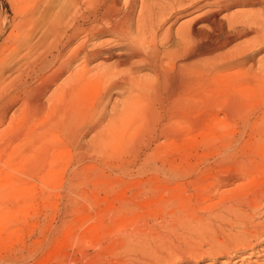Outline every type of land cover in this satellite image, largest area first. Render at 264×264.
Wrapping results in <instances>:
<instances>
[{
	"label": "bare ground",
	"instance_id": "6f19581e",
	"mask_svg": "<svg viewBox=\"0 0 264 264\" xmlns=\"http://www.w3.org/2000/svg\"><path fill=\"white\" fill-rule=\"evenodd\" d=\"M10 1L13 10V14H12L13 21L12 23H10V25H8L7 16L2 17V20L0 21V37L3 35V38L1 39L0 42V124H2L6 119L7 111L9 107L17 100H19L20 102V107L21 108L23 107V110L19 109L21 112L22 111L24 112V109L25 110L28 109L26 111H30V112L33 111V113L34 112L44 113V110L48 108L46 110V113H44L45 115H43V113L39 114L38 116H36V120L39 122L38 119H40V117L42 118L45 116L44 117L45 120L46 117H48L49 121H47L48 119L46 121L49 124V129L45 128V125L44 126L42 125V128L44 127L43 130L42 128L38 129L39 124L38 127L37 125L36 126L33 125L35 122L31 120L32 119L31 117H28V119L31 118L29 120L33 122V124L30 125L34 126L32 127L28 125L29 129L34 130L33 132L37 131L38 133L39 131H42L44 133L43 135L44 138L46 139L47 137L48 140L39 139V135H36L37 133L34 134L31 131V135L34 134L33 135L35 136L34 139H36L34 140L33 143V138L29 137L30 132L28 133L29 135H27V132L29 130L28 127L27 129L25 128L27 131L26 130L24 131V129L22 128V126L24 125H22V123H20L19 125L18 123V120L19 122L20 121L23 122L22 119L25 118V116L27 117V114L24 115L22 113L23 117L21 115L17 117L18 120L16 122L18 123V126H20V128H22L23 132L26 134L25 135L23 133L24 139L27 138L26 139L27 142H31V144L33 143L35 145L36 144L35 141L38 142V140H41L40 142L42 143L40 144L41 145L40 148L44 147L42 145L43 144L45 145V141L47 143V146H49L48 144H51L49 140L52 139L56 140L58 138V136L56 135L55 138L51 130H53L54 128L56 129L57 125L61 124V126L63 125L62 129L63 130L66 129L68 136L75 139L80 144V146L84 147L86 141L82 139L80 133L83 131L87 132L86 130L93 129L94 133L93 134L91 133L92 134L91 137H93V139L95 138L97 139V144L105 145L108 144V142H110L111 144L112 148L109 147L108 150L106 149L110 144H108L107 146L105 145L106 149L104 150H103L104 147L102 148L99 147L100 149H102V153H104V155L106 154L105 158L99 156V158L102 157L103 159H106V157L107 159L112 157L110 154H107L108 153L107 151H109V153L112 154L113 150H115L116 153L121 152L122 156L123 154L124 155L130 154L127 153L129 152L128 151L129 149L127 150L128 145L126 144L129 143V141L132 142V145L131 143L129 145L131 146L132 149H134L133 151L135 152L136 150L137 152V150L139 149H137L138 147L136 149L132 147L133 145L135 146L136 144H133L134 141H132V139H129L131 135L129 136L128 133L129 131H131V134L133 132L136 133V127L140 124L141 121H143V119H147V115L152 122L150 121L149 123L148 122L149 119H148L147 121L144 120V122H141L142 124H140L141 126L145 124V126L147 127V128L144 127V130L146 129V131L142 130L144 133L146 132L145 135H147L148 137V135L152 134L151 130L153 128L152 129L149 128L151 130H148L147 132V129L149 127L147 126L148 123L152 127L153 126L155 127L156 126L155 124L158 123L157 124L158 132L157 133L154 132L156 130L155 128L153 134H156V137L160 135L165 137L169 135L167 134L169 133L168 131L169 130L172 131L173 127L175 126V124L174 126L170 125L169 122L171 123L172 121V124L174 122L176 124L179 123L180 125V123L183 120L185 121V122L183 121V123H186V121L188 120L186 125L189 126L194 120H196L199 115H197L196 117L190 114V112L193 113L192 110H195L196 113H201V115L203 113L211 114L212 113L211 111H213L218 104L216 94L218 93L221 94L222 89H220V86L223 84L221 85L219 84L220 78L223 77L222 76L223 73L225 74L227 73L226 70H224L226 72L223 73L221 72L222 74L220 72H219L220 74L217 72L224 68L230 67L234 64L235 65L237 63L241 64L244 62H248L250 60L249 59L250 49L248 50L247 48H244V46L242 47L241 45H238L236 47H233L234 50H230V51L227 50L223 51V48L226 45H228L234 39L235 36L238 35L241 36V34L245 32V26L246 25L248 26L251 23L262 26V27L259 26L261 28V33L257 32V30L255 31L258 34V38L260 41L259 44H261L262 42H263L262 44H264V19H263L264 17L263 18L261 17L262 19L259 20L258 18L255 19L256 17L252 16L251 14L239 13V12L237 14L232 13L233 15H231L230 13L229 14L230 16L223 17L225 22H223L222 20L220 21V18L218 19L217 17L218 13L223 9H227L235 5L252 4L255 2H259V0H139V1L137 0H10ZM186 12L188 13L194 12L195 14L191 16V18L190 17L189 19L187 18L188 19L187 21L185 22L183 21V23H181L178 27H176V29L174 30L175 43L173 44L172 43L173 41L171 42L170 39L172 23L177 16L179 17V15H183ZM165 24L166 27L163 28ZM262 47H264V45H262ZM205 55L210 56V58L208 57L207 59L206 57V59H203V56ZM239 64L238 66H240ZM241 66L243 65L241 64ZM142 70H144V73ZM145 70L149 71V73L147 72L145 73ZM248 71H250V69H248ZM229 74L230 73H228V75ZM63 75H65L64 80L59 82V79ZM220 75L222 77H218ZM255 77L258 78L259 81H256L258 79L256 80L254 79V83L256 82V85H258L257 82H259V85H261L263 83V81H261L263 78L261 79L260 76L258 75H256ZM244 80L245 79H243V81ZM248 80L246 78L247 81V82L245 81L246 85L247 83L249 84L250 82V80L249 81ZM14 82L17 83L18 86L16 88L11 89L10 85H14L15 84ZM260 82L262 83L260 84ZM245 83L243 84L240 83L242 85L239 84V87L241 86L240 87L241 89L237 88L236 85L234 87V84L233 86H231V84H228L231 86V88L234 87L233 88L234 90L235 88H237L239 94L235 91L237 93L236 95L234 91L232 90L231 91L233 92V94L237 96V98L238 96L240 97V103H238L239 98L237 99L236 96L233 95L235 96L234 102L237 103L238 105H241V101L247 100L245 95H242L243 94L242 91L244 90L245 87L248 86V85L244 86ZM52 85H54L52 92L46 98L45 94ZM228 85L226 87L227 88L226 92L228 93V95H226L225 100L227 99V96H229V93L232 94L230 91V86L228 87ZM239 90L241 91V93ZM246 91L244 90V92ZM113 94L118 95L119 98H112L113 100H111ZM242 97H244L245 99L243 98L242 100ZM250 98L251 97H249L248 99ZM227 102L228 101L226 100L225 103ZM216 110L222 111L220 110V108L218 109V107L215 109V111ZM225 110L226 109H224V111ZM95 111H97L96 116L93 114V112ZM215 111H213V113H215L216 115ZM224 111H222L221 114L226 112ZM138 112L139 114H137ZM232 112L230 113L229 111L230 113L229 117L231 118H233ZM143 114L144 116L146 114L147 115L146 117H143L142 120H140L139 116H136ZM237 114L241 115V112L239 111V113ZM12 115L10 118H12ZM54 115L56 116V118ZM233 115L235 118L236 114H234V112ZM190 116H192V118ZM208 116L206 115L203 121L206 118H210V120L213 119V121L215 120L213 116H209V117ZM223 116H226V114ZM248 116L249 115H247V117ZM20 117H22V119ZM37 117L39 118L37 119ZM49 117L51 118V122ZM135 117H138L139 119H135ZM195 117L196 119H194ZM243 117L244 115H242V119H244ZM202 118L199 119L200 121L196 120V122L202 123ZM224 118L225 117L221 119L223 124L224 122L226 123V121H223L226 119ZM190 119H194V120H190ZM217 119L218 118H216L215 123L218 124L220 121ZM45 120L42 118L40 121H45ZM52 120L54 121V123L52 122ZM103 120H105V122ZM132 120H133L132 124L134 123L133 125L130 123ZM136 120H140L139 123L136 122ZM234 120L235 119H233L232 121L233 123L235 122ZM245 120L247 119H244L243 121ZM102 121L104 123L101 125ZM175 121H180V122H175ZM255 121L256 120L252 119V124L253 122L254 125H256V123L257 124L260 123ZM47 122L46 125H48ZM196 122L195 124H193L194 123L193 122L191 125H196ZM232 122L231 124L233 125ZM52 123L56 125L51 126ZM199 123L198 125L200 127ZM203 124H201L202 125L201 133L203 134V136H205L203 137V139H205L209 136L208 130L210 131L211 128L207 125L205 128ZM249 124H251V122ZM129 125L133 126L132 128L133 132L132 130H130L132 126L129 127ZM182 125L186 127V129H188L191 126L190 125L187 128L185 124H181L180 125L181 128L183 127ZM198 125L196 129H199ZM254 125L252 126L253 128H255ZM9 126L10 127L12 126L11 123ZM25 126L27 125L25 124ZM98 126L100 127L97 128ZM213 126L214 128L217 127V125L216 127L215 125ZM30 127L33 129H31ZM35 127L38 130H35ZM194 127L191 126V128L189 129L193 130ZM208 127L210 129L206 130ZM226 127L224 125V127L220 126L219 128L220 129L225 128V130L222 131H226L227 129ZM20 128L18 127L19 130ZM219 128L216 129L219 130ZM251 128L250 130H252ZM256 128H259V125L256 126ZM18 129H16V131ZM22 129L20 130L21 132ZM46 129L47 131H49L50 134H53L52 137H50L49 135L45 136L47 132ZM62 129L61 132H63ZM194 130L192 133L191 131L189 132V130L187 131L184 130L185 132H181L182 134L178 132L177 135H179V133L181 134V136L184 134L183 138L180 136H179L180 138H178L176 137L177 135L176 136L173 135L174 133H177L173 131H172L173 133H171L172 134L171 136L172 137L175 136L174 137L175 139L178 138L176 141L174 140L175 144H177V142L179 143L181 138L182 141L184 139L185 142V138L188 139L190 136L192 137V135H187L188 133L195 134L196 136V133L198 132ZM203 130L207 131L208 136L206 135V133H203ZM260 130L261 129H259V133H257V131L256 133L262 134L261 136H263V133H261L264 131L263 128L261 132ZM4 131L0 130V133L1 132L4 133ZM16 131H14V133ZM125 131L126 132L128 131L127 134L129 137L127 135H126L127 137L125 136ZM176 131H178V129H176ZM227 131L228 132L230 131L229 136L230 134L233 133V131L230 128H228ZM21 132H19V134ZM64 132L63 134L60 135L63 136ZM137 132L140 133V135L136 133L138 136H143L141 134L142 132L140 131V129L137 130ZM186 132H187L186 135L188 137L185 135ZM241 132L243 133V130ZM11 133L12 132H10V134ZM134 133L132 134L133 136ZM201 133L200 135L199 134L198 135L201 137V140H203ZM213 133H215V131ZM235 133L236 132H234V134ZM253 133H255V131H253ZM256 133L253 134L254 137L251 136L252 134L251 135L249 133L248 134L250 135V137L255 138L256 137L255 135H257ZM16 134H18V131L16 132ZM23 134L20 135L23 136ZM209 134L212 135V133ZM216 134L217 132L215 133V135ZM241 135L242 134H240V137ZM27 136L31 138L30 141ZM212 136H214V134ZM212 136L211 139H209L210 137H208L207 140L205 139L206 143L207 141H209L210 143H213V141H215V137ZM221 136L217 138L221 139V141L219 142H221L222 144L224 143L222 147H224L225 143L226 144L230 143L231 140H232L231 142H233V139L235 138V137L233 138L232 136V139H228V134H227L228 140L225 138L226 136L225 137L223 136L226 139L224 140L223 137L221 138ZM259 136L260 135H258L257 137ZM18 137L16 139H19L20 141V138ZM48 137H50V139ZM63 137H66V135ZM91 137L89 135V138ZM125 138H128L129 141L126 140ZM168 138L166 139L167 140L166 144L163 142L164 139L161 138H160L161 139L160 143L156 142L155 144L153 142L154 146L155 147L157 146L155 149L154 146H152V148L154 149L153 152L155 158L156 156L159 155V154L156 155L155 152L156 151L158 152V150L156 149H160L161 147L164 148V146L167 145L165 146V150L167 151L168 145L169 148L173 146V145L170 146L169 143L174 144V141L171 138L170 141L168 142L169 140ZM195 138L193 135L192 139L194 140ZM212 138L214 139L212 140ZM16 139L15 141L18 143L19 141H17ZM146 139L147 138L145 137L144 140ZM149 139L151 138L148 137L147 142ZM90 140L91 139H89L88 144L90 143ZM124 140L127 142H125ZM138 140L142 142V139H138ZM9 141L10 140H8V142L5 143L6 144L9 143V145H11L12 140L11 142ZM24 141L25 140H23V137H21V141L18 144L11 145V148L9 147V150H3L4 146L2 147L3 149L1 150L0 172L6 170L9 173L8 175L11 180V184L12 185L14 184L12 187H10L9 184L10 190L7 188L8 190H6L7 192L5 193V195L8 197V199L10 198V200H13L14 199L13 197H16V195L18 194L20 184L23 182L25 174H27V176L31 174L30 177L28 176L31 179L32 175H34L33 172H35V175H37L36 171L41 167L38 165H44V163L53 164L54 160L56 159V157L54 158L51 155L45 157L46 153L49 154L46 151L45 152L43 151L45 156L39 155L38 152L40 151L35 152L34 155V152L31 150L32 148H34V146L31 149H29L28 146L25 145ZM56 141H58V139ZM60 141H61L60 144H62L63 141L66 144L65 140L62 141L60 139ZM60 141H58L57 144H59ZM68 141L71 143L69 139ZM140 141H137V143L138 142L140 143ZM249 141L250 140H248V142ZM22 143L23 145H25L24 147H27L29 149L27 150L28 152L26 150L24 152L29 153L32 151V153L30 154L34 156L31 161L30 159L27 160L26 157L23 158L21 157L20 155L21 151H19V149L20 147L22 148L21 145ZM124 143H125L124 153L122 152L123 150L122 148L118 149L117 147H115L114 149V145L118 146L119 144L120 146V144H123L121 146H124ZM148 143L142 145L145 147V145H148ZM19 144L20 147L18 148ZM157 144H164V145H161L159 148ZM213 144L217 145L216 143ZM75 145L76 144H74V146ZM37 146H39V144L38 145L36 144V147ZM89 146L90 148L94 147L99 151V148L96 147L95 143L94 146L91 145ZM218 146L219 145H217L215 148H217ZM57 147L58 148L62 147L63 149L62 148L60 149H62L63 151L53 150L55 152L54 156L58 153L61 157L62 156L61 152H64L65 149L63 146H57ZM116 148L119 151H117ZM152 148H150L149 150H151ZM43 150H45V148ZM80 150H81L80 151L81 155L83 157L84 155L82 154L83 149ZM98 151H95V153H97ZM241 151L242 150H240V152ZM87 152H89V149ZM40 153L44 155L42 152ZM99 153L100 152H98V154ZM102 153L100 154L103 155ZM158 153L161 154V151H159ZM236 153H239V151ZM243 153L244 151H242V154ZM37 154L39 156H37ZM24 155H28V154H24ZM121 155L119 154L117 157L122 158ZM136 155L137 154H135V156ZM162 155L163 154H161V156ZM148 156H150V152ZM161 156L160 157L158 156L160 160H161ZM162 157L165 158L164 156ZM131 158H133V155ZM49 159H53V160L49 161ZM168 159L167 161H169ZM244 159L246 160L247 158ZM245 160L243 161L240 160L238 162L239 171L237 173L232 172V174L229 175L228 177L225 175L226 178H224L223 180H221V177L219 176V179L222 182H224L225 180L226 183L228 182L227 184H230L229 182L235 184L233 188L230 185L232 188V189L230 188L231 192L227 190V192H230L229 196L231 198L227 201V204L223 205L221 203L223 207L218 211L215 210L216 212L212 214L211 220H208L207 222H206L207 220L206 217L208 216L203 217L202 214L201 217L194 220V223L189 222V220L191 219L188 220L189 224L187 223L189 227L196 232H202L204 231L203 229L211 225L212 233L220 234L221 238L214 237V235L211 234V231L207 235H202L203 237L207 238L206 242L204 243L205 244L204 247L197 246L196 248H193L190 251L180 252L179 257L182 259L181 261H183L184 263L196 262L201 257L210 258L212 262L215 263L218 258L224 257L225 260L222 261V263L220 264H242L245 258H248L258 252V249L256 248L257 246H259L261 240L264 238V183L260 184L257 188L255 186L257 183L255 182L256 184L253 185L257 189H253L246 194L243 193L244 191L243 190L244 188H242L243 182L241 183L240 179L241 178L244 179L246 177V180L248 181L250 175L254 173L258 167L256 164L254 165V162H251L253 164L250 165L249 163H246ZM163 161L164 159H162V164L165 163ZM60 162H58V165ZM170 162L171 161H169V163ZM219 162L218 165L220 164ZM171 163L167 164L168 167L173 168L174 171L177 170V166L180 163L177 166H171L172 165ZM26 164L27 165L30 164L32 166V167L30 166L31 168H35V170L36 169L37 170L31 171L30 167L26 166V171L30 169L29 171L31 173L29 171L27 172L24 171L25 166L23 165ZM53 165L57 166L56 162ZM37 166L39 168H36ZM2 167H4V170H2ZM21 168L24 172L21 171ZM43 168H46V166L44 165ZM47 168L48 171H45L47 170ZM47 168L44 171L41 170L43 173L39 174V176L41 175L40 177H42V174L46 172L45 173L46 175H44L46 178L48 175L47 172L49 173L50 171L53 170L48 166ZM157 169L155 171H157ZM169 170L171 171V169H167V172ZM178 171L180 172V168ZM181 172L183 171L181 170ZM22 174H24L23 177ZM165 174L167 173L164 172L163 175L167 177ZM175 177L177 176L174 175V178ZM162 179L166 180V183L168 184L170 183L169 186H171L172 181L167 182L168 179L167 178L165 179L164 177L161 178L160 181ZM217 179L218 177L216 178V180ZM219 179L218 181L216 180L215 181L217 184L222 185V183H220L221 181L219 182ZM175 180H177V178H175ZM262 180L264 179L262 178ZM212 181H214V178ZM43 182H45V180ZM178 182L179 180L175 184L174 181L173 185L175 184V186H177ZM161 183L159 182V184H157L156 186L159 187L160 185L162 187L163 185H161ZM185 183L182 182V184ZM226 183L224 184V186L227 185ZM180 184L181 182L179 183V185ZM165 185L163 187H165ZM172 187L171 189H173ZM165 188L169 189L170 187H168L167 185V187ZM168 189L163 190V192L165 194L169 193ZM7 197L5 198L6 199L5 201H7ZM0 202H2L1 198H0ZM198 203L200 204V202ZM198 203L196 204L197 207H199ZM193 208L190 211V213L181 214V215L182 216L184 215V217H188V218L194 217L195 210ZM3 211H6V207L0 206V212ZM212 219H214V221H212ZM198 239L200 238L198 237ZM262 256H264V254ZM87 264L90 263L88 262ZM149 264H167V263L165 261L162 262V260H160V261H154ZM255 264H264V257L260 262H255Z\"/></svg>",
	"mask_w": 264,
	"mask_h": 264
},
{
	"label": "rangeland",
	"instance_id": "374dc122",
	"mask_svg": "<svg viewBox=\"0 0 264 264\" xmlns=\"http://www.w3.org/2000/svg\"><path fill=\"white\" fill-rule=\"evenodd\" d=\"M262 1L263 0H259V2H255V3L247 4V5L231 6L227 9L221 10L218 13L217 17L218 19L220 18V21L222 20L223 22H225L223 17L230 16L229 15L230 13L231 15H233L239 12V13L251 14L252 16L256 17L255 19L258 18L259 20H261L264 17V13H263L264 12V1L263 2ZM137 10H138V7H137ZM12 14H13V10L11 6V1L10 0H0V21L2 20V17L7 16L8 25H10V23H12L13 21ZM194 14H195L194 12L193 13L186 12L185 14L179 15V17L177 16L175 18V20L172 23L171 38H170L171 42L173 41L172 42L173 44L175 43L174 42L175 41L174 30L176 29V27H178L181 23H183V21L184 22L187 21L189 17L191 18V16H193ZM259 26L260 25H256L252 23L249 24L248 26L246 25L245 32L241 34V36L240 35L235 36L234 39L223 48V51H226V50L230 51V50H234L233 47L241 45L242 47L244 46V48H247L248 50L250 49L249 50L250 60L248 62L241 63L243 66L237 63L236 65L234 64L230 67L224 68L217 72V73L219 72L223 73L227 71L226 73L227 75L223 73L222 75L223 77L221 75L218 76V77H222L220 78L219 84L220 85L223 84L220 86V89H222L223 91L221 90V94L220 93L216 94L219 98L215 95L218 100V104L216 108L218 107V109L220 108V110L222 111L226 109L225 111L226 112L228 111L227 112L228 114L225 111H224L225 113L221 114L222 111H219V110L215 111L216 108L213 110L216 112V115L215 113H213V111H211L212 112L211 114L203 113L201 115V113H196L195 110H192L193 113L190 112V114L196 117L197 115H199L197 119L196 117L194 118L197 121H200L199 119L203 117L202 123L198 122L200 124V127H199L196 120L190 119V120H194L193 121L194 123L192 122L193 124H195L196 122V125H191L192 123L190 121L189 122L191 124L190 123L189 124L192 127L195 126L194 127L195 130L194 128L193 130L198 133H196V136H195V134H189V133L187 134L186 132L185 135L186 134L192 135V137L190 136L188 140L185 138L187 136L186 135L184 137L185 142H184V139L182 141L184 134L181 136L182 134L181 132H185L187 130H189V132L191 131V133L193 132L192 129H189L191 128V126L189 125L190 126L189 127L188 125H186L188 120L186 121V123H183L184 120L180 123V125L185 124L187 128L189 127L188 129H186V127H184L183 125H182L183 127L181 128L179 123L176 124L173 122L172 124V121H171L172 118L170 119L171 123L169 122V124L173 126L175 124L172 131L177 132V133H174L173 135L176 136L178 132H180L181 134L179 133V135H177L176 137L178 138L182 137L179 143L177 142V144H175V141L178 138L175 139L174 138L175 136L172 137L171 133L173 132L170 130L168 131L169 133H167L169 135L166 134L169 138L167 136L164 137L162 135L156 137V134H153V131L155 130V128L156 130L154 132L155 133L158 132V125H157L158 123L155 124L156 125L155 127L150 126L149 123L151 119L148 118V115L146 114L147 119H143V121L141 122H144V120L147 121L149 119L148 120L149 123L147 125L149 127L147 129V132L148 130H151L153 128L151 130L152 131V134H150L151 136L148 135V137L151 138L149 139L151 142L149 140H148L149 143L147 142L148 137L147 135H145L146 132L145 133L143 132V131H146V129L144 130V127L147 128L145 124L143 123L144 124L142 125L143 127L140 125L142 124L141 122L139 125L137 124L138 126L136 127V133L140 135V133L137 132V130L140 129V131L142 132L141 134L143 135V136H138L132 130L133 128L132 125L134 124V123L132 124L133 122L132 120L130 122L132 125H129V127L132 126L130 130H132V132L134 133V136L132 135L133 133L131 134V131H129L128 129L127 130L129 131V133L128 131L127 132L125 131V136L126 135L128 136V134L129 136L131 135V137L128 136L129 139H132V141H134L133 144H136L135 146L133 145L132 147H134L135 149L138 147L137 149L139 150H137V152L135 150L134 152L133 151L134 149H132L131 146L129 145L130 143L132 145V142L129 141L128 138H125L126 140L129 141V143H126L128 145L127 150L129 149L128 150L129 152L127 151L125 152L130 153V154L128 155L123 154L124 149H125L124 148L125 143H124V146H121L123 144H120V146L119 144L118 146L114 145V149L115 147H117L118 149H121V148L123 149L122 154L124 157L121 155V152L116 153L115 150H113L112 154L114 156L111 153H109V151H107L108 152L107 154H110L112 157L108 159L106 157V159H103L105 158L106 154L104 155V153H102V149H100L99 147L101 148L104 147L103 148L104 150L106 149L105 145L107 146L108 144H110V142H108V144H105V145L97 144V139L96 138L93 139V137H91V135L94 133L92 129V130H86L87 132L83 131L84 133L83 132L80 133L81 134L80 136L82 137V139L86 141V144L84 147L80 146V144L75 139L68 136L66 129L63 130L62 129L63 125L61 126V124H58L56 129L52 128L53 130L51 131L53 132L54 136L55 135L58 136L57 138L58 141H60V139L62 141L65 140L66 144L64 143V141L62 142V144H60L61 141L59 142V144H57L58 143V141H56L57 139L54 140L51 138L53 141L49 140V142L53 146L51 144H48L49 146H47V143L45 141V145L44 144L42 145L44 146L42 148L43 149L45 148V150H43L42 148H40L41 147L40 144L42 143L40 142L41 140L37 139L38 142L35 141V143L37 145L39 144V146L36 147V144L35 145L33 144L34 140H36L34 139L35 136L33 135L37 133L36 135H39V139L44 140L45 139L43 136L44 133L42 131H39L40 134L37 131L33 132L34 130H30L28 125L32 127H34L33 125L35 126L37 125L38 127V124H39L38 129L42 128V125L43 126L45 125V128L49 129V124L47 122L49 121L48 117H46V120L48 119L47 121L44 118L45 116L42 117L45 121H40L42 118L39 116L40 119H38L39 117H37V119L39 120L38 122L36 120V116H38L39 114L43 112L33 113V111L32 112L26 111L28 109L26 110L24 109V112L23 111L21 112L19 109L23 110V107L22 108L20 107L19 100L14 102L7 111V116H6V119L4 120L5 123L3 122L4 124L3 123L0 124V130H3V131L5 130L4 133L2 132L0 133V157H1V150L3 148H4L3 150H9V147L11 148V145L18 144L21 141V137H23V140H25L24 143L25 145L28 146L29 149H31L34 146V148L31 149L34 152V155H35V152L37 151H40L42 153L43 151L44 152L46 151L49 153V154L46 153V156L44 153H43L44 155H42L40 152H38V154L41 156H45V157H47L48 155H51L54 158L56 157L58 161L56 159H55L56 161L54 160V163L56 162L57 166L53 165L54 164L53 162H52L53 164L44 163L46 168L48 166L49 168L53 169L49 173L47 172L48 175L46 178L44 176L46 175L45 174L46 172L42 174V177H40L41 175L39 176V174L43 173L42 171L46 169V168H43L44 165H38L41 167L39 168L37 166L36 168H39L38 170L36 169L37 171L35 170V168H31L32 166L30 164L23 165L25 166L24 171H26V166L28 167L31 166L30 167L31 171H36L37 175H35V172H33L34 175H32L30 179L29 177L31 176V174L28 175L29 177L27 176V174H25V176L24 174H22V177L24 176V180L20 184L18 194L16 195V197H13L14 199L11 197L13 200H10V198L8 199V197L5 195V193L7 192L6 190L8 189L10 190V187L14 185V184L13 185L11 184V180L8 175L9 173L6 170L0 172V198L2 199V202H0V206L6 207V211L0 212V264H82L83 262H84L83 264H87L88 262L90 264H149L154 261H160V260H162V262L165 261L167 264H220L222 263V261L225 260L224 257L218 258L215 263H213L210 258H206V257H201L196 262L184 263L183 261H181L182 259L179 257V254L180 252L190 251L193 248H196L197 246L204 247L205 246L204 243L206 242L207 238L203 237L202 235H207L210 231H211V234H213L211 230V225L203 229L204 231L202 232H196L189 227L188 220L191 219L189 220V222L194 223V220L201 217L203 214V217L208 216L206 217L207 218L206 222H207L208 220H211L212 214L214 212L221 209L224 204H227V201L231 199L229 194L235 184L234 183L232 184V182H229L230 184H227L228 182L226 183L224 180V182L227 185H229V186L227 185L224 186L225 183L222 182L221 180L226 178L225 175L228 177L229 175L232 174V172L237 173L239 171L238 162L240 160L243 161L245 160L244 158H247L245 160L246 163H249L250 165H252L253 163L251 162H254V165L256 164L258 166V167L256 166L257 172L255 171L256 173L255 172L252 173L248 181L246 180V177L244 179L243 178L240 179V182L241 183L243 182L242 183L243 184L242 188H244L243 193L246 194L253 189H257L260 184L264 183V180H262V178L264 179V175H263L264 174V137H263L264 131L261 132L262 128L264 130V126H263L264 125V118H263L264 117V47H262V45L264 44H262L263 42L261 43L262 45L259 44L260 41H259L257 32L261 33L260 27H262V26L260 27ZM165 27H166V24L163 26V28ZM255 30H257V32ZM2 38H3V35L0 37V42ZM206 57L207 59L208 57L210 58V56L205 55L203 56V59H206ZM238 64L240 66H238ZM248 69H250V71H248ZM142 71L144 73V70ZM146 72L149 73V71L145 70V73ZM228 73L230 74L228 75ZM256 75L260 76L261 79L263 78L262 80L260 79L261 81H263V83L260 82V84L262 83L263 85L262 84L259 85V82H257L258 85H256V82L254 83V79L255 80L258 79L255 77ZM64 78H65V75H63L60 78L61 80L59 79V82L64 80ZM246 78L247 80L248 79L250 80L249 84L247 83L248 86L245 83ZM243 79L245 80L243 81ZM256 81H259V79ZM240 83L242 84L245 83L244 86L246 85L247 87H245L244 90L245 91L247 90L248 92L247 91L244 92V90L242 91L243 92L242 95H245L247 100L241 101V105H238L237 103L234 102L235 101L234 98L238 93L237 88L241 87V86L239 87ZM228 84H231V86H233L234 84V87L236 85L237 88H235L234 90L233 89L234 87L231 88V86ZM227 85L228 87L230 86V91L231 90L234 92L236 91L237 93L235 92L236 94L235 95L231 91L232 94L229 93V96H227V99H226L228 102L225 103L226 95H228V93L226 92ZM17 86H18L17 83H15L14 85H10V88L11 89L16 88ZM53 86L54 85H52L47 90L45 94L46 98L48 97V95L51 94ZM228 97H229V100H228ZM249 97L251 98L248 99ZM112 98H119V97L118 95L113 94L111 97V100H113ZM238 98H239L238 103H240V97L238 96ZM243 98L244 97H242V100ZM47 109L48 108L44 110V113H46ZM238 110L241 112V115L237 114L239 113ZM97 111L93 112L95 116L97 115ZM229 111L230 113L233 111L234 114H236L235 118H234L233 112H232L233 118L229 117V114H230ZM22 113L24 115L27 114V117L25 116V118L22 119L23 117ZM44 113L43 115H45ZM137 114H139V112ZM205 114L207 116L208 115L213 116L215 120L216 118H218L217 120H219L220 122L218 121L219 123L217 124L215 123L216 122L215 120L214 121L213 119L210 120V118H206L205 120L207 121L205 120L203 121L204 117H206ZM225 114L226 116H223ZM11 115H12V118H10ZM20 115L22 116L20 118L22 119L24 123L21 121L19 122V120L17 119V117ZM146 115L144 116L143 114V115H136V116H139L140 120H142V118L146 117ZM242 115H244L243 118L247 120L243 121L244 119H242ZM247 115L249 116L247 117ZM28 117H31L32 119L31 118L29 119H31L35 123L33 124V122L29 120ZM190 117L192 118V116ZM223 117L226 118V119L224 118L225 120H223V121H226V123L224 122V124L221 121ZM139 118L135 117V119H139ZM233 119H235L234 120L235 124L232 122ZM252 119L256 120L255 122H260V123L258 124L256 123V125H254V122L252 124ZM17 120H18L19 125L20 123L24 125V126L21 125L24 131L28 127L29 130L27 132V135H29L28 133L30 132L29 137L33 138L32 144L31 142H27L26 140L27 138L24 139L25 133L23 132V129L20 128V126H18V123L16 122ZM140 120H136V122L139 123ZM103 121L105 122V120ZM103 121L101 122V125L104 123ZM227 121L229 124L227 123ZM46 122L48 125H46ZM50 122H51V118H50ZM52 122L54 123L53 120ZM175 122H180V121H175ZM231 122L233 123L234 126L231 124ZM250 122L252 125L249 124ZM10 123L12 125L11 127L9 126ZM53 123L51 126L56 125ZM25 124L27 126H25ZM30 124H33V125H30ZM201 124H203L205 128H206V125L211 128L210 129L208 127L206 130L210 129V131L208 130V132L212 133V135L214 134V136L210 135L209 133H208L209 135L208 136L206 130H205L206 132L203 130V133H206V135L210 137L209 139H211V136L215 137L216 142L213 141V143H216L217 145H219L217 148H215L217 145L210 143L209 141H207L206 143L205 139L207 140L208 138L207 136H206L207 138L203 139V137L205 136H203V134L201 133V127H202ZM227 124L229 125V127ZM197 125L199 129H196ZM213 125H215V127L217 125L216 128H219L220 126L224 127L225 125V127L227 126L226 127L227 129L226 131H222V130H225V128L224 129L219 128L218 130L214 128ZM253 125L255 128L252 127ZM258 125H259V128H256V126ZM18 127L20 128V130L22 129V132L18 129ZM60 127L63 130V132L65 131L63 136L66 135V137H63L62 135H60V134H63V132H61ZM99 127L100 126H98L97 128ZM15 128L18 129L17 130L18 134H16L17 131ZM228 128H230L233 131V133L230 134V136H229L230 131L229 132L227 131ZM250 128L252 130H250ZM38 129L35 127V130H38ZM176 129H178V131H176ZM259 129H261L260 132L263 133V136H261L262 134H257L259 133ZM242 130H243V133L241 132ZM14 131L16 132L14 133ZM31 131L34 133V134L32 133L33 135H31ZM214 131L215 133L217 132L218 135L217 134L215 135V133H213ZM253 131H255V133L257 131L256 133L257 135H255L256 137L258 135L260 136L257 138L256 137L253 138L254 137L253 134H255L253 133ZM10 132L14 134L12 133L10 134ZM19 132H21L20 133L21 135L24 133L23 136H21ZM54 132L55 133L60 132V133L55 134ZM199 132L201 133L203 140H201V137L199 136L200 135ZM226 132L228 134V139H232V136H233V138L235 137L234 139L235 140L237 139L238 141L237 140L235 141L233 139V142H231L232 141L231 140L230 143H227V144L225 143L224 147H222L224 143L222 144L221 142H219L221 141V139L217 137L225 134L223 136L224 137L226 136L225 138L227 139ZM234 132L236 133L234 134ZM248 133L250 135L252 134L251 136L253 137H250ZM53 134H50L49 131H47L45 136L49 135L50 137H52ZM240 134H242L241 137H240ZM14 135L17 137L20 135L18 137L20 138V141L19 139H16L17 137H15ZM89 135L91 138H89ZM152 135H155V136H152ZM193 135H194V138L196 137L194 140L192 139ZM223 136H221V138ZM236 136L237 137L239 136V137L237 138ZM29 137L28 139L30 141L31 138ZM50 137L48 138L50 139ZM145 137L147 138L146 140H144ZM166 137L169 139L168 142L170 141L171 138L173 141L174 140L175 141H174V144L169 143L170 146L171 145L173 146L169 148V145H168L169 149L166 147L167 151L165 150V146L167 145H165L164 148L162 147L160 148V146L164 144H157L160 149H156V150H158V152L161 151V154H163L162 156L165 157L163 158L161 154L155 150L156 155L159 154L158 156L159 157L161 156V160H160L158 156H156V158L154 157L153 151L157 147V146L156 147L154 146V143L155 144L156 142L160 143L161 139H164L163 142L166 144L167 142ZM224 137L223 139L226 140ZM14 138L19 142L17 143ZM68 139L71 141V143L68 141ZM89 139H91L92 141L90 140V143L88 144ZM138 139H142L143 143ZM213 139L214 138H212V140ZM8 140H10L9 142H11L12 140L11 145H9V143L7 144L5 143V142H8ZM45 140H48L47 137ZM248 140L250 141L248 142ZM137 141H140V143L139 142L137 143ZM73 143L76 145L74 146ZM94 143L96 144V147L99 148V151L94 147L90 148L89 145L94 146ZM141 143L143 145L148 143L149 146L145 145L144 147ZM4 144L6 145V147ZM21 145H22V148L20 147V144L18 145V148L20 147L21 149V150L19 149V151H21L20 153L21 157L22 158L26 157L27 160L30 159L31 161L34 156L30 154L32 153V151L27 153L28 152L27 150L29 149L27 147H24L25 145H23V143ZM57 146H63L65 151L61 152L63 151L62 150L63 148L62 147L58 148ZM152 146H154V149L152 148ZM109 147L112 148L111 144L108 145L106 150H108ZM129 147L132 149V151ZM149 147L152 148L153 150L152 149H151L152 151L149 150L150 149ZM239 148H242V149H239ZM80 149H83L82 151V154H84L83 157L81 155ZM86 149L87 151L89 149V152H87ZM118 149L117 151H119ZM143 149L144 151L145 150L146 151L144 152ZM25 150L27 152H24ZM53 150L55 151L61 150L60 152L62 153L61 154L62 156L60 157L58 153L54 156L55 152ZM93 150L98 151L102 153L103 155H101L100 153L98 154V152L95 153V151ZM178 150L180 151V153ZM240 150L244 151L245 154L244 153L242 154V151L240 152ZM148 151L150 152V156H148L149 154ZM238 151L239 153H236ZM114 153L118 155L120 154L122 158L121 157L118 158L117 157L118 155ZM205 153L207 154V156ZM24 154H28V155H24ZM38 154L37 156H39ZM131 154L133 155V158H131L132 157ZM135 154L137 155L135 156ZM99 156H102L103 158L102 157L99 158ZM53 159H49V161L50 160L52 161ZM162 159H164L163 162H165L164 163L165 165L162 164ZM167 159L172 162V163L170 162L172 164L171 166H177L180 163L177 166V170L174 171L173 168L168 167L167 164H170V163L169 161H167ZM58 162H60L59 165H58ZM218 162L220 163L219 165H218ZM221 166L223 167V169ZM22 168H21V171H23ZM179 168H180V172L181 170L183 172L180 173L178 171ZM156 169L157 171H155ZM167 169H171V171L173 169V171L177 173H174L173 171L171 173L170 170L167 172ZM2 170H4V167H2ZM45 171H48V168ZM159 171H162V172H159ZM164 172L167 173L165 174L167 177L163 175ZM174 175L177 176L175 177L177 178V180H175ZM219 176L221 177V180L219 179ZM163 177L169 180V181L167 180V182L172 181L171 186H169L170 183L169 184L166 183V180L164 179H162L164 181L162 180L160 181V179ZM217 177L219 179V182L221 181L220 183H222V185L216 183V181H218V179L216 180ZM213 178H214V181H212ZM44 180L45 182H43ZM178 180L179 182L177 183V186H178L177 187L175 186V184ZM174 181H175V184L173 185ZM192 181H195V182H192ZM159 182L160 183L162 182L161 185L164 186L166 184L165 187H167L168 185V187L170 188L168 189L163 186L161 187L160 185L159 187L156 186L157 184H159ZM180 182L181 184L182 182L185 184H182L181 186V184L179 185ZM9 184H10V187H9ZM253 184H256L255 186L257 188ZM230 185L232 186V188ZM250 186L251 187L253 186V187L251 188ZM171 187L173 189H171ZM163 188L168 189L169 193L165 194L163 192V190L165 189ZM227 190L230 192H227ZM225 191L227 192V194ZM4 195L7 197V201H5L6 197ZM198 202H200V204ZM197 203L199 207L201 208L197 207L196 205ZM193 207H195L196 209ZM192 208L195 210L194 217L189 216L190 218H188V217H184V215L183 216L181 215V214L190 213ZM212 221H214V219H212ZM213 235L214 237L221 238L220 234L218 233L213 234ZM198 237L200 239H198ZM256 249H258V252L248 258H245L242 264H255V262H260L263 259L264 256L262 255L264 254V238L261 240L259 246H257Z\"/></svg>",
	"mask_w": 264,
	"mask_h": 264
}]
</instances>
